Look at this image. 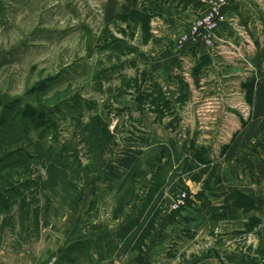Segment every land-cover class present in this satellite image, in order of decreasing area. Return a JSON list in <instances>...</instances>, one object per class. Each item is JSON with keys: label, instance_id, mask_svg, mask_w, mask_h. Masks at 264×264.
Wrapping results in <instances>:
<instances>
[{"label": "rangeland", "instance_id": "1", "mask_svg": "<svg viewBox=\"0 0 264 264\" xmlns=\"http://www.w3.org/2000/svg\"><path fill=\"white\" fill-rule=\"evenodd\" d=\"M190 2L0 0V264H264L253 58L194 46Z\"/></svg>", "mask_w": 264, "mask_h": 264}, {"label": "crops", "instance_id": "2", "mask_svg": "<svg viewBox=\"0 0 264 264\" xmlns=\"http://www.w3.org/2000/svg\"><path fill=\"white\" fill-rule=\"evenodd\" d=\"M197 0H191V3H194L193 5L189 4V7L185 9L183 8L184 4L179 3L175 7H171L168 5H164L163 11H166L169 15L174 16L175 20L172 23V25H175L178 23L179 20L183 21H190L192 20L196 14L200 12L199 7H196ZM166 6V7H165ZM227 11H229L232 14H238L239 15V22H240V27L243 29L245 28L250 32L252 41L254 42V45L257 47V52L255 56L253 57V70H254V78H255V84L258 89L257 94H258V99L256 100V105H255V113L254 117L257 119L259 118L260 120H264V0H230V5L227 8ZM165 13V12H164ZM166 14V13H165ZM173 18V17H172ZM237 26V27H238ZM240 27L236 28H228V32L230 30H236L237 32L240 30ZM230 33V32H229ZM253 121V120H252ZM252 121L250 124H252ZM257 122L256 120L253 121V123ZM261 142V141H259ZM261 155L262 157V162H260L259 167H258V172L261 173L262 177L260 178V186L259 187H264V144L259 143L254 147ZM260 196L257 195V199L264 197L263 192H259ZM91 201V199L89 200ZM264 201L263 199L258 201V205ZM83 213L80 214H75V215H70L68 218L70 219L69 222H72L74 224V229L75 230H84V231H89V227L93 226L95 229L94 232L101 231L102 228L106 229V227L102 225H98L97 223H91L88 225H85L84 223L80 225V216ZM107 223V227H116L117 224L113 222ZM83 222V221H82ZM79 224V225H77ZM88 227V228H87ZM72 247V246H71ZM77 249V247H74ZM163 250V248L160 245L152 244L150 245L149 243L147 244L146 248L144 249L143 256H141V259H139V253L138 250L136 251V255H132L130 257H127V263L128 264H161L160 262V257L158 255L160 254V251ZM79 253L81 250L77 249ZM92 262H97L98 257L95 255L94 252H92L88 256ZM126 260V259H125ZM200 263V262H199ZM196 263V264H199ZM183 264V262H182ZM186 264V263H185ZM193 264V263H190ZM201 264H208V259L204 260Z\"/></svg>", "mask_w": 264, "mask_h": 264}, {"label": "built area", "instance_id": "3", "mask_svg": "<svg viewBox=\"0 0 264 264\" xmlns=\"http://www.w3.org/2000/svg\"><path fill=\"white\" fill-rule=\"evenodd\" d=\"M202 3L206 4L209 8V11L203 16L199 21L194 22L193 36L195 39L193 45L203 44L208 50L211 51H221L219 54L227 55V51L234 50L232 54H235L233 59L241 61L243 63H248L250 58H253L257 52V47L254 45V42L251 40L250 35L246 33L244 36L239 37L241 42L239 47H231L232 43L235 42L229 38H218V33H223L224 27L229 24H235L238 21V18L235 14H229L224 10V7L227 5V0H202ZM237 42V43H238ZM241 50V51H240ZM241 52L245 54H241ZM253 72L254 70H250ZM183 201L176 205L175 209L178 210L181 208Z\"/></svg>", "mask_w": 264, "mask_h": 264}, {"label": "trees", "instance_id": "4", "mask_svg": "<svg viewBox=\"0 0 264 264\" xmlns=\"http://www.w3.org/2000/svg\"><path fill=\"white\" fill-rule=\"evenodd\" d=\"M38 113L32 110L30 107L26 109L25 115L26 117L30 118L32 121H35V117ZM37 116H43V115H37Z\"/></svg>", "mask_w": 264, "mask_h": 264}]
</instances>
